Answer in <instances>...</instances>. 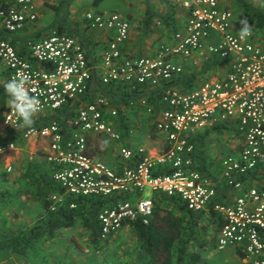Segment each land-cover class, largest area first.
I'll list each match as a JSON object with an SVG mask.
<instances>
[{
  "label": "built area",
  "instance_id": "1",
  "mask_svg": "<svg viewBox=\"0 0 264 264\" xmlns=\"http://www.w3.org/2000/svg\"><path fill=\"white\" fill-rule=\"evenodd\" d=\"M183 5L188 16L174 32L173 41L162 42L154 54L144 56L125 54L130 22L121 14L86 13L90 29L111 32L101 71L94 68L78 37L56 28L38 39H28V52L0 35V64L6 67L9 81L25 80L30 94L40 101L34 116L78 103L66 131L56 118L43 126L9 124V107L3 123L25 141H48L45 158L54 168L52 177L64 190L51 194L53 209L66 197L110 200L98 215L102 238L120 233L131 222L148 224L154 214L153 197L162 193L179 198L189 210L213 206L224 220L217 249L243 252L245 264H264V43L254 41L251 29L247 38L240 39L234 12L219 0H184ZM38 16L35 0H0V29L6 33L33 28ZM183 59H190L195 67L214 61L228 63V70L218 77L209 70L189 90L164 88L158 100L163 106L160 110L147 99L141 100L154 116L156 131L166 137L158 154L123 141L119 111L107 98L97 95L93 101L81 100L95 72L102 84L157 90L186 74ZM217 126L231 132L234 141L221 157L219 176L213 178L196 167V142L202 132ZM103 138L119 144L118 166L91 151ZM15 149L14 141L0 143V157ZM6 170L11 172L13 167ZM220 183L231 193L225 203H214Z\"/></svg>",
  "mask_w": 264,
  "mask_h": 264
},
{
  "label": "trees",
  "instance_id": "2",
  "mask_svg": "<svg viewBox=\"0 0 264 264\" xmlns=\"http://www.w3.org/2000/svg\"><path fill=\"white\" fill-rule=\"evenodd\" d=\"M238 1L244 6L249 5L244 0ZM72 2L73 0H60L59 4L53 7L55 15L50 27L56 28L59 32L78 37L84 48L87 49V37L82 32L81 22H76L73 25L70 20ZM253 13L257 18L259 27H264V12L254 7ZM84 29H89V26L86 25ZM0 35L11 39L15 44V39L19 33L9 34L1 30ZM11 36L14 37L11 38ZM35 37L38 39L39 35ZM214 63L203 64L202 70H213ZM196 79L193 72L190 75L184 74L182 77L169 81L164 87L157 90L138 86L133 89L123 83L102 84L98 73L95 72L90 80L88 90L81 97V100L89 102L93 101L97 95H102L115 105L119 111V129L123 134V141H125L126 137L132 136L130 134L132 127L128 123V110H131L134 105H141L142 99H147L150 104L156 105L163 89L169 86L192 89ZM5 84L0 82V111L8 108L6 105L8 97L4 90ZM77 104L65 106L46 115L34 116L32 125L28 127L43 126L52 118H56L66 131L70 118L75 115ZM152 125L153 129L156 130L155 123L152 122ZM220 128L221 126H217L215 129ZM7 129L11 136L1 139L0 135V143L22 139L20 133L14 129L10 127ZM196 143L199 148V163L196 167L204 174L212 176L205 149L206 138H198ZM53 170L54 168L48 163L43 165L38 162H30L28 164L23 175L28 184L27 192L30 193V197L27 199L32 202H41L43 211L31 227L0 234V261H6L11 255H17L31 264H38L36 253L42 251V244L53 242L60 230L72 228L77 224H80L81 228L86 231L94 253L102 250L106 243L115 236L111 234L107 238H102L101 235L98 215L101 209L110 202L108 199L83 196L66 197L61 206L56 209L52 208L51 194L54 192L64 193V190L52 177ZM162 171L170 172L169 169H162ZM217 187L218 193L214 203H225L229 189L222 183ZM1 199H4L3 204L6 201H11L7 200V195L4 194L0 196ZM153 199L155 203L154 214L149 223L144 224L141 221H135L131 222L129 226L135 230L137 238L131 264H207L204 254L210 241L203 235L202 231L215 226V234L212 237L217 238L224 222L219 212L213 206L204 211L189 210L179 198L162 193L154 195ZM72 203L75 204V207L71 206ZM238 254L241 258L244 257L243 252L240 251Z\"/></svg>",
  "mask_w": 264,
  "mask_h": 264
},
{
  "label": "crops",
  "instance_id": "3",
  "mask_svg": "<svg viewBox=\"0 0 264 264\" xmlns=\"http://www.w3.org/2000/svg\"><path fill=\"white\" fill-rule=\"evenodd\" d=\"M82 0H73L70 10H71V16L70 20L72 19V12L74 4L73 3H81ZM92 2L88 3L87 5L92 4V10L99 13H109V12H117L121 14L124 18H126L130 22V37L127 40V42L124 45V52L126 55L131 56H144L149 54H154L162 42H171L173 41V35L174 32L177 31L179 28L183 27V25L186 22L188 11L183 5L184 0H117V3H115V6H112L108 9L100 8L101 4L104 2V0H91ZM221 6L231 9L234 14V25L237 30H240L242 28L241 21L247 20L250 29L253 31L254 34V41L255 42H262L264 43V27H259L257 18L255 17L253 13V8H258V4L261 2L264 3V0H244L249 5L244 6L242 5L238 0H219ZM60 0H56L54 4H52L51 9L49 12L53 15H55V10L53 9L54 6L58 5ZM81 5V4H79ZM121 8H124L121 11ZM43 11L42 8H39L37 6V12L39 13ZM48 12V13H49ZM264 12V11H263ZM49 13V14H50ZM53 21V19H52ZM86 26V25H85ZM84 26V27H85ZM2 29H0L1 31ZM34 28H28L26 31L19 33V36L15 39V46L21 50L22 52H28L26 48V43L28 41V36L30 38H36L35 36H38V38L42 37L43 34H40V32L33 31ZM85 33L84 36L87 37V44L88 48L87 53L89 55V58L91 60V63L93 64L94 68L99 69V67L102 66V55L104 52V49L106 48L110 38H111V32L105 31V30H98V29H84ZM14 36H11V38ZM183 65H192V62L190 59H183L180 60ZM215 62V61H214ZM195 67V66H194ZM204 66L201 67H195L194 74L196 75L195 82H199L202 75H207L208 71H203ZM213 70V76L218 77L220 75L225 74V72L228 70V63H214V66L212 67ZM0 82L1 83H8L9 82V75L7 72L6 67L3 64H0ZM144 108L142 105H138ZM155 107H157L159 110L163 108L162 104L160 102H156ZM5 109H2L0 111V135L1 139L10 137V133H8L7 127H5L3 123V113ZM157 112V111H156ZM129 120V119H128ZM11 128V127H10ZM223 127L219 129H213V130H207L200 134V137L206 138V153L208 157V163L215 165V158L217 155V148L215 146H212V142L215 140V137H222L220 136V133L222 134ZM133 133V132H132ZM131 133V134H132ZM159 139L161 140V143L163 146L161 148H164L165 145V135L158 132ZM133 135V134H132ZM131 137H126L125 143L129 144L131 147H137V144H139V141L134 142L130 139ZM224 143L221 145L222 149H227L226 151H229L230 143H226V140H224ZM16 144V149L11 151L10 153L1 156L0 157V196L1 195H7L5 193H11V195L17 196L22 195L21 191H14L10 192L7 191L5 188L2 189L3 184L5 183L6 178L9 179L8 184L9 185H15L14 181L17 178H21L23 182H26V178L23 177L25 174L26 168L30 162H38L40 164H47V160L45 158V154L49 148V143L45 139H40L38 143H26L25 140L19 139L14 140ZM116 143V142H115ZM137 143V144H136ZM226 143V144H225ZM39 149L41 151L40 154H36L35 150ZM148 151L152 154H158V150L155 151V147H148ZM155 149V150H154ZM31 153V154H28ZM109 153V151H108ZM29 155V156H28ZM107 163L111 166H115L116 164L114 162V158L107 154ZM24 158V159H23ZM26 160V162L23 163L22 160ZM219 170L221 167L220 164V158L217 159ZM11 165L13 167V172L9 173L6 172L7 166ZM2 170V172H1ZM10 190V189H8ZM23 193L26 194V196H30V193H28L26 190L23 191ZM231 192L229 191V194ZM20 197V196H19ZM28 198V197H27ZM28 201V199H27ZM31 202V204L36 205V210H39L35 217L41 214L43 211L42 209V203L41 202ZM22 216V215H21ZM26 216V215H25ZM36 217V220L38 218ZM27 221V220H26ZM24 221V222H26ZM36 222V221H35ZM34 222V223H35ZM31 219L27 221V224H25V227H21L22 229H27L31 227L33 224H31ZM129 228V227H127ZM71 228L62 229L58 232L57 237L64 232V230H69ZM233 253L232 257H235L236 260L240 259L244 263L243 259L239 256L238 251L235 249H232ZM205 261L207 259V252L204 254ZM227 259V258H226ZM0 264H31L27 262L25 259L21 258L17 255H11L8 260L6 261H0Z\"/></svg>",
  "mask_w": 264,
  "mask_h": 264
},
{
  "label": "rangeland",
  "instance_id": "4",
  "mask_svg": "<svg viewBox=\"0 0 264 264\" xmlns=\"http://www.w3.org/2000/svg\"><path fill=\"white\" fill-rule=\"evenodd\" d=\"M58 1V0H57ZM36 5L39 8H42L43 11L39 13L38 21L34 24V30L36 32H40V34H46L49 30L54 27H50L52 23L53 15L49 12L51 9L50 6L56 2V0H35ZM81 3H73V12L71 23L74 25L76 22H81V29L83 33H85L84 26L85 15L92 10V4L87 5L92 2L91 0H82ZM117 0H104L101 4L100 8L108 9L112 6H115ZM81 4V5H79ZM258 8L264 11V3L261 2L258 4ZM124 8H121V11ZM50 14H49V13ZM95 12V11H94ZM90 29V28H89ZM185 65L184 69L186 74H192L195 72V67L191 64ZM101 69V67H99ZM98 71H101L99 70ZM129 114V125L133 129V135L130 136L131 140L134 142L139 141L137 146L155 147V151L158 150L160 153L163 148H161L162 143L159 139L158 132L153 129V119L154 116L148 114L145 108L134 105L131 110H128ZM227 130V129H226ZM231 132L223 131L220 133V137H215L212 142V146L217 148V155L215 158L216 164H209L210 171L213 176H219V165L217 159L220 158L228 151L227 149L221 150V145L224 143L223 139L227 141L226 143L232 144L234 139L231 137ZM39 139H31L25 141L26 143H38ZM225 143V144H226ZM207 149V148H206ZM148 150V149H147ZM93 154L98 155L100 158L106 161V153L111 155L114 158L115 166H118L120 163L119 156V144L109 140L107 138H103L95 148H91ZM109 151V153H108ZM36 154H40L41 151L39 149L35 150ZM31 154V153H28ZM29 156V155H28ZM24 159V158H23ZM28 158L22 160L23 163L26 162ZM107 162V161H106ZM2 172V170H1ZM6 172H8L6 170ZM13 172V171H11ZM11 172H8L11 173ZM7 184L2 185V189H6L7 191L17 190L21 191L22 195L12 196L11 193L7 194L6 203L3 204L4 199L0 200V234L5 233L7 231H14L22 229L21 227H25L29 218L31 219V224H34L36 221L37 212L36 205L31 204V202L27 201V197L24 190L27 191L28 184L23 182L21 178H17L14 183L15 185H9V179L5 180ZM1 185V183H0ZM1 189V188H0ZM10 189V190H8ZM15 192V193H18ZM20 196V197H19ZM22 215V216H21ZM26 215V216H25ZM27 220V221H26ZM26 221V222H24ZM203 235L210 241L208 242L207 249V264H245L242 260H236L235 257H232L233 251L232 248H227L226 250H218L216 247V239L212 236L215 234V226H211L207 230H203ZM136 232L132 228H125L123 231L112 237L105 245V247L97 253H94L90 243L89 237L83 228H81L80 224L75 225L69 230H64L53 242L42 244V251L36 253V260L38 264H131V259L134 255V248L136 247ZM227 258V259H226Z\"/></svg>",
  "mask_w": 264,
  "mask_h": 264
},
{
  "label": "clouds",
  "instance_id": "5",
  "mask_svg": "<svg viewBox=\"0 0 264 264\" xmlns=\"http://www.w3.org/2000/svg\"><path fill=\"white\" fill-rule=\"evenodd\" d=\"M242 28L238 34L240 39H245L250 35L248 21L242 20ZM5 93L8 97L7 106L11 109L10 115L6 116L9 124L19 123L20 127H28L33 123L34 115L40 110V101L37 96L30 94L23 79H12L4 85ZM12 117H15L14 121Z\"/></svg>",
  "mask_w": 264,
  "mask_h": 264
}]
</instances>
